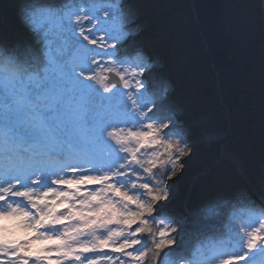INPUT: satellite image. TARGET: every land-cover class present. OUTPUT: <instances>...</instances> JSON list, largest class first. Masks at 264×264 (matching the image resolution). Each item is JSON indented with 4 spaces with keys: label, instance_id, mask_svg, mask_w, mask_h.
Returning <instances> with one entry per match:
<instances>
[{
    "label": "snow or ice",
    "instance_id": "1",
    "mask_svg": "<svg viewBox=\"0 0 264 264\" xmlns=\"http://www.w3.org/2000/svg\"><path fill=\"white\" fill-rule=\"evenodd\" d=\"M19 15L55 31L0 44V264H264V210L227 215L243 190L184 203L197 142L131 11L67 0ZM226 215L227 239H207Z\"/></svg>",
    "mask_w": 264,
    "mask_h": 264
},
{
    "label": "trees",
    "instance_id": "2",
    "mask_svg": "<svg viewBox=\"0 0 264 264\" xmlns=\"http://www.w3.org/2000/svg\"><path fill=\"white\" fill-rule=\"evenodd\" d=\"M50 6L54 0H48ZM60 4L67 0H57ZM0 36H15V45L24 46L34 36L24 35L12 19L8 6L16 5L18 11L25 3L39 0H0ZM158 5L157 35L151 38V54L154 60L164 53L178 60L182 78L188 87L186 94L174 96L190 99L200 113H221L228 135L223 142L213 144L210 157L216 159L206 175L192 190L188 206L196 210L201 201L218 193L243 190L246 200L233 208L236 201L225 203L227 215L245 209L259 211L250 193L258 190L264 194V43H259L256 29H246L241 22L244 10L242 0H151ZM264 4V0H260ZM131 11L129 4L121 3ZM234 12L235 25L226 22L228 12ZM182 12L184 20L171 22L170 16ZM197 16V23L193 19ZM241 16V17H240ZM130 20V19H128ZM127 20V21H128ZM173 24V25H172ZM41 34V33H40ZM42 35V34H41ZM197 37V39H196ZM191 38L205 41L206 46L196 44L184 47ZM159 69V68H158ZM217 72V76H216ZM160 78L167 84L170 79ZM177 105V103L175 102ZM227 152L221 155V149ZM260 155L259 160L255 156ZM216 220L219 209L207 212ZM227 215L218 221L215 231L207 233V239H216L228 233ZM205 236L187 241L189 255L195 252ZM168 251V250H165ZM164 253L157 264H163Z\"/></svg>",
    "mask_w": 264,
    "mask_h": 264
},
{
    "label": "rangeland",
    "instance_id": "3",
    "mask_svg": "<svg viewBox=\"0 0 264 264\" xmlns=\"http://www.w3.org/2000/svg\"><path fill=\"white\" fill-rule=\"evenodd\" d=\"M244 10L242 12L240 24L246 29H256V35L259 43H264V10H262V4L260 0H242ZM38 5L50 6L48 0H39ZM120 3L129 4L131 7V13L133 14L130 20H125L124 25L126 29H130L136 33L139 44L144 47L149 53H151V38L153 35H157L159 18H155L156 12L158 11V5L151 0H119ZM55 6H60V2L54 0ZM3 4L0 2V8ZM7 11H11V17L16 25L15 29L20 31L27 36H34L37 33L53 32L55 31V22L47 17L37 15L34 20L26 26L20 19L19 11L16 5L8 6ZM193 19L197 23V16L194 14ZM171 22L184 20V14L182 12L174 13L170 16ZM226 22L234 26V12H228L226 15ZM173 25V24H172ZM197 39V37H196ZM192 40L188 38L185 40L184 47L196 44V46H206L205 41ZM15 36H9L7 38L0 36V44L15 45ZM53 42H55L53 38ZM207 47V46H206ZM157 67L159 68V76L165 75L170 79L167 84L170 90L174 93V96H180L188 92V87L182 78L180 68L177 66L178 60L174 57L164 53L160 58L155 60ZM217 76V72H216ZM177 103V112L181 118V123L186 122L189 128L192 127L195 130L192 131L196 142H197V158L194 172L186 180L184 188L182 189V197L184 203L188 205L189 196L192 190L200 182L203 175H206L211 167L215 165L216 159L210 157V150L213 144L223 142L225 136L228 135V128L224 125V118L221 113L203 115L200 113L198 107L190 102V99H178L174 97ZM216 132L217 137L213 139H206L205 135L209 131ZM221 155L224 149H221ZM260 155L255 156L254 160H259ZM264 160V158H261ZM256 160L254 162H256ZM261 167L262 173L264 172V165ZM264 174V173H263ZM179 176V173H178ZM254 202L258 205V210H264V194L258 190H251L250 193ZM216 239H227V233L218 236ZM188 241V240H187ZM186 241V244H187Z\"/></svg>",
    "mask_w": 264,
    "mask_h": 264
},
{
    "label": "bare ground",
    "instance_id": "4",
    "mask_svg": "<svg viewBox=\"0 0 264 264\" xmlns=\"http://www.w3.org/2000/svg\"><path fill=\"white\" fill-rule=\"evenodd\" d=\"M193 130H195V128L194 127H192V130L191 131H193ZM215 137H217V135H216V132H214V131H209V132H207L206 133V135H205V138L206 139H213V138H215Z\"/></svg>",
    "mask_w": 264,
    "mask_h": 264
}]
</instances>
